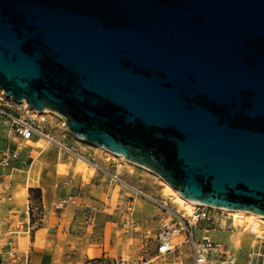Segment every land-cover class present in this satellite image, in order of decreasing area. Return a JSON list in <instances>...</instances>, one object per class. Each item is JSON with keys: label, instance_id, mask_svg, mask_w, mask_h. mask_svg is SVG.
<instances>
[{"label": "water", "instance_id": "obj_1", "mask_svg": "<svg viewBox=\"0 0 264 264\" xmlns=\"http://www.w3.org/2000/svg\"><path fill=\"white\" fill-rule=\"evenodd\" d=\"M0 89L188 200L264 216V0H0Z\"/></svg>", "mask_w": 264, "mask_h": 264}, {"label": "rangeland", "instance_id": "obj_2", "mask_svg": "<svg viewBox=\"0 0 264 264\" xmlns=\"http://www.w3.org/2000/svg\"><path fill=\"white\" fill-rule=\"evenodd\" d=\"M22 114L35 120L55 142L46 138H34L28 144L23 142V151L27 154H21L19 162L14 164L21 170H12L5 180L11 190L10 195L2 197V209L9 204L13 211H4L2 225L11 222L8 231L2 234L7 235L21 225V216L28 206L31 221L39 218L41 204L35 192L28 196V189L42 186L45 192L49 188L58 195L53 211L65 214L67 233L69 229L71 237L69 242L66 239L67 253L56 255L54 264H101L110 260L113 263L123 260L128 264H174V261L190 264L187 243L168 255H156L155 235L161 220L169 221L172 217L166 209L184 215L193 210H185L176 201L172 187L158 174L77 139L57 113L29 110ZM5 127L0 119V150L7 144ZM57 142L70 151L60 148ZM9 145L14 146L12 142ZM114 174L123 182L112 180ZM28 184L32 186L27 188L25 198L18 200V194ZM250 222L257 223V233H264V221L246 216L242 223L237 222L241 230H245L242 233L234 225L232 231L209 230L207 235L214 241L232 243L239 249L237 264H246L248 249L255 242L247 226ZM195 235L199 238L201 232L195 229ZM2 240L0 244L4 243Z\"/></svg>", "mask_w": 264, "mask_h": 264}, {"label": "built area", "instance_id": "obj_3", "mask_svg": "<svg viewBox=\"0 0 264 264\" xmlns=\"http://www.w3.org/2000/svg\"><path fill=\"white\" fill-rule=\"evenodd\" d=\"M29 110L31 109L7 97L0 89V119L6 124L4 130L7 133V144L0 150L2 177L14 170V164L25 147L23 142L34 140V138L50 137L35 120L22 114V112L27 113ZM10 142L14 144L13 147L9 145ZM59 146L70 151L62 146L60 142ZM73 153L80 155L77 152ZM84 159L95 168H98L88 158ZM6 170H9V172L5 173ZM111 179L116 182H123L115 174ZM0 201H2V197H0ZM162 207L166 208L163 204ZM166 212L172 217L169 221H166V219L161 220L160 228L155 235L157 256L168 255L182 243H187L190 264H237L238 248L230 242L224 244L221 241H214L207 235L209 230L223 232L234 230L233 218L227 210L203 203H195L193 210L188 215L180 214L177 211H168L167 209ZM256 224V222L247 224L255 242L248 249L246 264H264V233H257ZM195 229L201 232L199 238L195 235ZM6 236V234H3L1 240L4 241L3 245L10 247L7 254H15L12 249L13 240ZM0 263L4 264L3 262ZM101 264H128V262L121 260L113 263L110 260L109 263L102 262Z\"/></svg>", "mask_w": 264, "mask_h": 264}, {"label": "crops", "instance_id": "obj_4", "mask_svg": "<svg viewBox=\"0 0 264 264\" xmlns=\"http://www.w3.org/2000/svg\"><path fill=\"white\" fill-rule=\"evenodd\" d=\"M23 153L24 155L27 154V152L22 151L21 154ZM19 159L15 164L19 162ZM14 167L15 170H21L16 165ZM7 172L8 170L5 171V173ZM1 174L2 170L0 168V197H3L10 195V184H7L5 180L11 176V173L3 177ZM34 187H38L41 191V212L39 218L36 221H31L29 206L28 210L23 212L21 225L6 236L12 238V249L15 254H7L10 247L0 244V262L4 264H54L55 256L59 253L65 254L69 249L67 242H69L71 237L69 229L67 233L68 225L64 221L65 214L53 211V204L57 200L58 195L49 188L45 192L42 186ZM29 193L28 189V196ZM2 206V201H0V243L2 233L8 231L11 222L8 221L2 225L5 218L4 211H13L12 206L9 204H7L5 210L2 209ZM66 239L68 240L67 242ZM174 264H178V262L174 261Z\"/></svg>", "mask_w": 264, "mask_h": 264}, {"label": "bare ground", "instance_id": "obj_5", "mask_svg": "<svg viewBox=\"0 0 264 264\" xmlns=\"http://www.w3.org/2000/svg\"><path fill=\"white\" fill-rule=\"evenodd\" d=\"M2 90V89H1ZM3 91V90H2ZM22 105H24V106H26L27 108H29L28 107V104L26 103V101L25 100H22L21 102H20ZM34 111V110H33ZM34 112H37V113H44V112H52V113H54V114H56V112H54V111H51V110H48V109H44V110H42V111H34ZM48 141H50V142H55V140L52 138V137H45ZM39 140V139H38ZM46 142V141H45ZM28 143H31V141L29 140V141H27V144ZM34 144H36V143H34ZM57 144L59 145V143L57 142ZM35 146H40V145H38V144H36ZM63 146V145H62ZM61 146V147H62ZM97 147H99V146H97ZM101 148V147H100ZM105 150V149H104ZM106 151H108V150H106ZM108 152H110V151H108ZM113 155H116V156H118V157H120L121 159H124V160H127V159H125L122 155H120V154H116V153H113V152H111ZM81 157V156H80ZM79 157V158H80ZM82 159V158H81ZM82 162H85V161H83L82 160ZM86 163V162H85ZM140 166H142V165H140ZM144 167V166H143ZM146 168V167H145ZM148 169V168H147ZM165 181V180H164ZM166 182V181H165ZM167 183V182H166ZM124 184V183H123ZM167 184H169V183H167ZM128 185V184H127ZM170 185V184H169ZM30 186H32V185H27V187L26 188H24V190L22 191V192H20L19 194H18V200H21V199H23V198H25V195H26V191H27V188L28 187H30ZM171 186V185H170ZM34 187V186H33ZM132 187V186H131ZM172 187V186H171ZM132 189V188H131ZM136 189V188H135ZM172 189H173V191H174V193H175V195H176V201L181 205V206H183L184 208H185V210H187V211H189V210H191L193 207H194V205H195V203L196 202H193V201H191V200H188V199H186V198H184L183 196H181L180 194H179V192L176 190V189H174L173 187H172ZM135 191V190H134ZM224 210H227V212H229L230 214H231V216H232V218H233V225H235V228L236 227H238V229L239 230H237V231H241V233L242 232H244V231H242L241 230V228H242V226L241 225H239L237 222H239V223H242L243 222V218L244 217H246V216H248L250 219H253L254 221H256V220H260L261 222H263L264 221V216H262V215H258V214H255V213H253V212H250V211H246V210H241V209H225V208H223ZM237 221V222H236ZM241 227V228H240Z\"/></svg>", "mask_w": 264, "mask_h": 264}, {"label": "trees", "instance_id": "obj_6", "mask_svg": "<svg viewBox=\"0 0 264 264\" xmlns=\"http://www.w3.org/2000/svg\"><path fill=\"white\" fill-rule=\"evenodd\" d=\"M29 192H35L36 193V196H37V200L41 201V191L39 188H29Z\"/></svg>", "mask_w": 264, "mask_h": 264}]
</instances>
